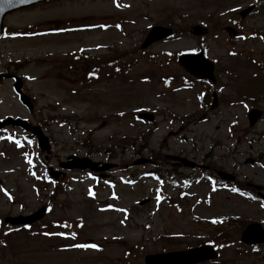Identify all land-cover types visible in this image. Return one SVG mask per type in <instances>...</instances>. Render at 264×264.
<instances>
[{
	"label": "rangeland",
	"instance_id": "374dc122",
	"mask_svg": "<svg viewBox=\"0 0 264 264\" xmlns=\"http://www.w3.org/2000/svg\"><path fill=\"white\" fill-rule=\"evenodd\" d=\"M120 1L131 7L51 0L4 18L8 28L47 31L0 39V118L38 124L50 150L41 151L27 132L0 129V222L49 207L32 225L0 227V264H144L146 254L206 242L217 257L198 264H264V243L239 242L247 223L264 228V201L236 190L254 184L264 194V0ZM250 6L241 18L239 10ZM115 21L121 29L94 25ZM200 22L209 32L191 34ZM86 23L92 26L78 32L49 30ZM154 24L175 32L141 50ZM201 49L213 61L214 86L176 61ZM71 50L88 60L58 65ZM97 55L129 57L132 64L124 74L103 69L98 79L84 78ZM12 75L22 78L31 113L13 92ZM251 108L262 115L249 125ZM141 110L154 119L139 120ZM167 154L195 166L173 164ZM69 156L113 166L103 176L73 169L49 177L48 169ZM140 159L147 161L134 164ZM217 171L233 180H218ZM80 244L98 247L74 246Z\"/></svg>",
	"mask_w": 264,
	"mask_h": 264
},
{
	"label": "water",
	"instance_id": "95a60500",
	"mask_svg": "<svg viewBox=\"0 0 264 264\" xmlns=\"http://www.w3.org/2000/svg\"><path fill=\"white\" fill-rule=\"evenodd\" d=\"M41 0H0V35L2 32V17L5 13L22 7L26 5H30ZM249 9H245L241 12V15H244ZM193 31L196 33H204L205 29L200 26H195ZM231 32L233 30L230 29ZM171 33V29L162 27V26H154L151 28L149 33L147 34L143 44L141 47H146L151 44L153 41L159 40L163 37H166ZM179 63L190 73L200 77V78H209L214 80L212 75L213 65L211 62L207 61L202 53L198 54H182L178 57ZM21 82L19 79H16V83L14 84V90L19 94L20 101L27 106L29 111L32 110V105L29 102V99L21 93L20 91ZM260 112L258 110H250L248 113V117L250 123H254V121L259 117ZM151 118V117H150ZM4 124H11L15 126H21L22 128L29 129L32 133H34L38 138V143L40 144L42 149L49 148L48 141L45 135L41 132L38 126H31L26 121L16 118L12 119L11 117H7L6 120L0 122V127ZM94 162H90L89 159L85 158H74L70 163L63 164V167L70 168L72 166L84 168L89 166L93 169H97L95 167ZM107 166H102L100 168H106ZM54 176H57L58 173H53ZM224 178H231L229 175L220 174ZM44 207H41L34 214L28 216H17V217H6L5 220L10 223H30L37 219H39L43 212ZM241 239L245 243H253L264 241V230L260 227L259 224H249L242 232ZM216 256L215 251L210 245H203L195 248H190L182 251H174V252H166V253H158V254H149L144 257V262L146 264H191L195 262H200L206 259H212Z\"/></svg>",
	"mask_w": 264,
	"mask_h": 264
},
{
	"label": "snow or ice",
	"instance_id": "6c2138e0",
	"mask_svg": "<svg viewBox=\"0 0 264 264\" xmlns=\"http://www.w3.org/2000/svg\"><path fill=\"white\" fill-rule=\"evenodd\" d=\"M29 163H31V161H29ZM234 191H235V189H234ZM89 194L91 195L92 193L90 192ZM109 207H111V206H109ZM262 207H264V205H262ZM121 211H124V210H121ZM121 223H123V221ZM213 223H215V220L213 221ZM25 227H27V225ZM46 235H49V233H46ZM57 235H64V233H57ZM71 235L72 236H75V233H72ZM74 246L75 247H80V248H89V247H91V248H97L98 247L95 244H91V245H89V244H80V245H74Z\"/></svg>",
	"mask_w": 264,
	"mask_h": 264
}]
</instances>
